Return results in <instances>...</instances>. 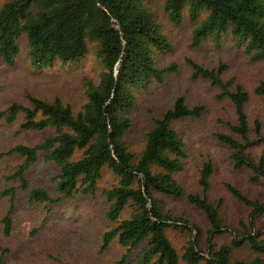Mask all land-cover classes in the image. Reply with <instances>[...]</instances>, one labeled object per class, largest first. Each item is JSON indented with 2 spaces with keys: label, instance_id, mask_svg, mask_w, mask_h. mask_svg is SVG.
<instances>
[{
  "label": "trees",
  "instance_id": "16d2710c",
  "mask_svg": "<svg viewBox=\"0 0 264 264\" xmlns=\"http://www.w3.org/2000/svg\"><path fill=\"white\" fill-rule=\"evenodd\" d=\"M163 9L175 25L182 23L185 13L195 22L191 28L192 46L210 38L219 47L223 36L230 34L236 46L252 59L264 58V0H163ZM21 35L26 36L29 62L35 68L51 66L56 60L78 61L91 42L96 46L101 71L97 80L85 81L84 101L76 111L59 96L45 99L32 94L26 95L27 104L12 101L0 108V119L7 123L21 114L20 126L24 129H55L33 145L22 142L12 145L8 152H15L22 160L6 175L7 179L17 181L20 188H27V169L42 155L45 161L59 166L58 172L51 176L59 195L54 197L45 188L33 187L29 198L50 204L76 193L93 195L102 168L108 167L116 174L117 182L104 191L108 201L105 216L112 225L102 233V248L114 239L127 249L145 241L138 264H179L180 258L188 264L200 261L203 264H264L258 255L264 253V239L256 233L245 231L242 236L215 248L212 240L222 228L218 214L222 200L214 204L208 199L211 162H203L199 170V190L188 191L178 178L186 155L185 142L172 121L199 116L204 110L202 104H189L182 95H177L164 111L152 117L139 153L130 150L123 141L132 124L130 112L137 92L162 84L179 67L177 61L162 58L173 43L145 0H5L0 5V58L4 63L15 62ZM186 61L191 66L192 78L208 79L218 85L221 88L218 96L228 97L234 105L236 122L228 125L242 140L230 133H215L217 139L230 147L233 167L251 169L253 181L264 178V151L253 157L245 150L249 128L244 104L249 92L239 83L230 89V82L222 80L221 74L228 67L223 61L212 68L191 58ZM253 92L264 95V79L254 85ZM255 133L257 139L264 140L258 121ZM226 189L251 208L249 227L253 228L255 216L264 214V201L248 197L230 183ZM154 192L186 196L189 202L203 209L211 225L206 255L196 245L199 228L185 218L164 212ZM0 194L9 198V208L1 219L2 231L7 235L12 227L10 213L15 187L3 188ZM128 206L130 214L122 217ZM169 223L195 229L197 233L193 238L190 230L191 237L181 256L166 233ZM245 242L257 254L249 259L232 258L233 248ZM0 251L4 253L8 248L0 246ZM125 263L124 253L114 264Z\"/></svg>",
  "mask_w": 264,
  "mask_h": 264
},
{
  "label": "rangeland",
  "instance_id": "374dc122",
  "mask_svg": "<svg viewBox=\"0 0 264 264\" xmlns=\"http://www.w3.org/2000/svg\"><path fill=\"white\" fill-rule=\"evenodd\" d=\"M4 1L0 0V5ZM145 3L155 12L173 43L172 49L162 58L177 61L179 67L176 72L169 73L162 84L137 92L130 112L132 124L123 141L130 150L139 153L144 146V134L152 125V117L164 111L177 95H182L189 104H202L204 110L199 116H185L172 121V126L185 142L186 155L178 178L188 191L199 190V170L203 162H211L208 199L214 204L222 200L218 207L222 228L212 240L215 248L229 243L233 237L242 236L245 231L264 239V214L256 215L253 228L249 227L251 208L226 189V184L230 183L248 197L264 201V178L253 181L250 179L251 169L234 168L230 147L215 136L216 132H226L242 140L228 125L236 122L234 105L228 97L218 96L221 92L218 85L208 79L192 78L191 66L186 61V58H191L208 68L223 61L228 67L221 74L222 80L230 82V89L239 83L249 92L244 104L249 128L245 150L257 157L264 151V140L257 139L255 133L258 121L264 135V95L255 94L253 87L264 79V58L252 59L236 46L230 34L223 36L219 47H215L210 38L192 46L191 28L195 22L186 13L182 23L175 25L166 16L163 0H145ZM18 42L20 50L13 64L8 65L0 58V108H5L12 101L27 104L26 95L32 94L45 99L59 96L74 111L78 110L85 97V81L97 80L101 71L95 44L89 42L85 55L78 61L56 60L51 66L35 68L29 62L26 36L21 35ZM21 119V114L10 123L0 119V153H3L0 156V191L15 187L14 207L10 213L12 227L7 235L2 231L1 219L9 208V198L0 194V246L8 248L4 253L0 251V264H114L124 253L125 264H138L137 258L145 241L127 249L114 239L107 247H101L102 233L112 225L105 216L108 201L104 191L117 182L116 174L108 167L102 168L93 195L76 193L50 204L29 198V190L33 187L45 188L54 197L59 195L51 178L59 166L45 161L42 155L27 169V188H20L17 181L6 178L22 160L15 152H8L12 145L17 142L33 145L55 131L53 127L24 129L20 126ZM154 195L164 212L185 218L199 228L196 245L206 255V238L211 225L203 209L189 202L186 196L173 197L159 192H154ZM130 209V206L126 207L121 216H128ZM190 230L192 236H197L195 229L175 227L170 223L166 226V233L180 256L191 237ZM256 254L245 242L233 248L231 257L249 259ZM258 255L264 259V253ZM179 264L188 263L180 258Z\"/></svg>",
  "mask_w": 264,
  "mask_h": 264
},
{
  "label": "water",
  "instance_id": "95a60500",
  "mask_svg": "<svg viewBox=\"0 0 264 264\" xmlns=\"http://www.w3.org/2000/svg\"><path fill=\"white\" fill-rule=\"evenodd\" d=\"M116 71H117V69H116ZM104 111L106 112V108L104 107ZM142 188L144 189L145 188V184L143 183L142 184ZM193 238H194V236H193Z\"/></svg>",
  "mask_w": 264,
  "mask_h": 264
}]
</instances>
